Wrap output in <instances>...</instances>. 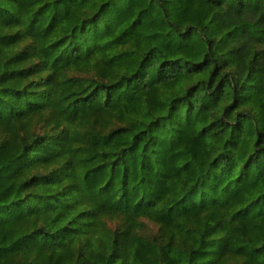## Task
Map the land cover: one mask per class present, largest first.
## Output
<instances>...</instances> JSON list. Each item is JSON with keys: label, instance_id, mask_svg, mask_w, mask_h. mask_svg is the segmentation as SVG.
Segmentation results:
<instances>
[{"label": "trees", "instance_id": "trees-1", "mask_svg": "<svg viewBox=\"0 0 264 264\" xmlns=\"http://www.w3.org/2000/svg\"><path fill=\"white\" fill-rule=\"evenodd\" d=\"M0 264H264V0H0Z\"/></svg>", "mask_w": 264, "mask_h": 264}]
</instances>
